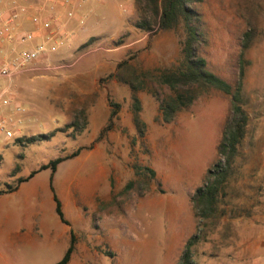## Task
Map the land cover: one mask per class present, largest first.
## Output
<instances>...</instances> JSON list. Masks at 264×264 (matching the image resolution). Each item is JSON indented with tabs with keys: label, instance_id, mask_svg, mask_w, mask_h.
Returning <instances> with one entry per match:
<instances>
[{
	"label": "rangeland",
	"instance_id": "obj_1",
	"mask_svg": "<svg viewBox=\"0 0 264 264\" xmlns=\"http://www.w3.org/2000/svg\"><path fill=\"white\" fill-rule=\"evenodd\" d=\"M15 1L4 4L9 10ZM83 7L81 13L74 12L82 32L76 39L62 32L65 15L51 19L53 30L46 34H58L49 43L56 47L49 56L55 69L0 76V93L6 91L9 100L8 106L0 105V122H11L14 133L7 139L0 131V264L4 258L7 264H57L63 259L65 253L52 240L21 247L4 232L8 219L25 226L27 214L30 225L54 228L62 223L55 193L67 219L77 220L78 254L69 264H181L193 238L194 264H264V0H205L197 6L207 40L201 53L208 68L233 87L239 79L244 34L254 33L252 46L244 52L247 135L219 206L224 214L204 220L195 216L191 198L220 160L217 147L231 97L209 89L164 123L159 103L148 90L133 93L116 74L125 60L129 66L120 72L124 78L131 71L141 77L175 67L181 60L183 30L138 29L136 0H84ZM22 49L15 37L0 39V69ZM143 80L161 98L169 94L155 80ZM134 94L141 107L139 126L134 121ZM111 104L119 105L118 110ZM17 106L24 109L22 114L15 112ZM113 109L118 116L111 122ZM81 113L89 122L82 133L69 127L82 119ZM78 149L79 157L58 166L53 191L52 170L40 168ZM94 150L101 151L97 161L87 156ZM34 172L38 175L21 183ZM95 175H106L98 183L100 207L87 205L77 190V176L80 184H87L82 187L89 188ZM99 220L101 227L92 229L90 224L78 232L83 222ZM87 246L100 249L101 255L89 257ZM19 253L21 258L16 257Z\"/></svg>",
	"mask_w": 264,
	"mask_h": 264
},
{
	"label": "trees",
	"instance_id": "obj_2",
	"mask_svg": "<svg viewBox=\"0 0 264 264\" xmlns=\"http://www.w3.org/2000/svg\"><path fill=\"white\" fill-rule=\"evenodd\" d=\"M205 0H136V9L139 14V22L136 27L143 31H177L183 30L184 38L180 41L181 60L178 65L173 68L159 69L154 73L148 72L141 74L142 78H150L155 80L161 86L169 89V94L161 98L159 94L146 87V83L139 81L141 77L136 75L135 71H131V75L124 78L120 73L124 68H128L129 61H122L119 65V73L116 78L127 84L133 93L148 90V92L159 103V111L161 119L164 123L172 122L178 113L191 107L204 93L209 89H216L227 96L231 97L230 115L225 123L222 139L218 144L217 153L220 160L209 171L205 183L196 190L191 198L195 216L200 219H208L220 213L223 215L225 211L219 209L222 198L226 194L229 179L234 169V162L239 154L249 124V116L244 108L243 87L246 75V66L248 61L244 57V52L250 48L254 42V33L252 30L244 34L242 48L243 53L239 60V79L236 87L229 82L213 73L208 68L206 58L202 55L201 50L206 45L207 40L202 30L203 17L197 10V6L204 3ZM139 81V82H138ZM135 96L133 105L134 121L139 126L141 120L139 113L141 107L139 99ZM111 107L119 108V105L111 104ZM111 111V122L118 116V111ZM82 119H77L69 125L70 128H77L78 132H84L89 122L86 114L81 113ZM109 125L107 129H110ZM144 134V133H143ZM142 134V135H143ZM82 149H78L72 155L65 158H58L44 165L39 171L46 169L52 170L51 188L54 174L58 170V166L66 160L79 156ZM224 158V163L221 159ZM154 175V171H151ZM38 172L31 174L30 178L21 180V183L33 178ZM16 190V189H15ZM14 191V190H13ZM55 193V192H54ZM56 203V212L62 222L69 224L64 217L62 203L56 193L54 194ZM196 240L193 238L188 241L186 250L181 258V264H194L192 261L191 246ZM74 251V239L72 245L64 258L57 264H69Z\"/></svg>",
	"mask_w": 264,
	"mask_h": 264
},
{
	"label": "crops",
	"instance_id": "obj_3",
	"mask_svg": "<svg viewBox=\"0 0 264 264\" xmlns=\"http://www.w3.org/2000/svg\"><path fill=\"white\" fill-rule=\"evenodd\" d=\"M15 2H17V5L13 6V8L8 10L7 5L4 4L5 0H0V3H2V6H0V8L3 10V12H0V15H1L0 28L3 25H5L4 23H5L6 18H8L12 14H17L18 18L15 23L16 30L21 31V32L30 31V32H34L36 35V39L33 43H30L28 45L21 44V47L23 48L33 47L37 43L44 41L43 40L44 37L48 38L46 31L41 29L38 25H35L32 22L33 16H39L42 20L45 21V20H49L53 18H56L55 20H57L59 16H60L59 18H62V16L65 15L67 17V24H66L64 31L62 32L66 33L67 31L66 34L68 36L70 35L73 39H76V36L82 33L80 31V28L78 27V23L74 21L77 18L74 12L76 9H78V12L81 13L82 9L84 8L83 3L80 5H78V3H75L73 5L65 6L62 0H16ZM52 30H53V26H52ZM51 35L52 37H51L50 43H52V40H54L58 36V34L57 35L51 34ZM94 36H98V35H94ZM10 38L5 37L4 39H10ZM82 154L84 155L85 153H82ZM87 156H90L91 159L93 158L94 161H97L99 157H101V151L94 150L92 153L87 154ZM35 175H38V174H35ZM55 175L56 174H54V177ZM103 177H106V175H95L94 182L89 181V188H84L82 187V185H87V184L85 183L80 184L81 178L80 176H77V179H76L77 185L78 186L81 185V188L78 187L77 190L81 193L83 197V200L82 199L81 200L84 202H88L86 203L87 205L89 206L92 205L94 207H100V205L98 204L99 196H100V192L98 191V183ZM70 188L72 189L71 186ZM64 193L67 196L66 198L69 200V195L71 196L72 193L68 191V188L64 191ZM62 210L64 213V210H65L64 204L62 205ZM78 212H79L78 217L82 218L81 212L80 211ZM30 216H31L30 214L26 215L25 221L23 222V225L25 226H22L20 224H11L9 219L4 224V232L7 231V235L11 241H14L15 243H20L21 247L25 246V247L35 248L39 242H49L52 240L54 245L56 246V249H58L59 252L61 253H65L66 255L74 239V251L72 254V258L75 256L76 242H77V237L75 233L77 231L76 230L77 220L76 222H71L70 220L67 219L64 213V217L68 221L69 224L62 222V223H58V225L52 228L50 225H45V224H41L37 226L35 224L30 225L29 223L26 222L30 218ZM101 223L102 222L100 220L95 223H92V222L89 223L88 221H85L83 222L84 226H81V225L78 226L79 227L78 232L79 233L83 232L84 230L88 228L90 224L91 225L89 227L92 229L96 227H101ZM15 226H18L17 229L10 233L12 228ZM69 244H70V247H69ZM262 248L264 249V247ZM84 250H85V254L89 255V257H96L97 255H101L102 253V251L100 249H97L96 247L87 246L85 247ZM19 256L20 258L22 257L20 253L19 255H16L17 258H19ZM262 260H264V257L262 258ZM7 263H9L8 259L4 258L3 264H7Z\"/></svg>",
	"mask_w": 264,
	"mask_h": 264
},
{
	"label": "built area",
	"instance_id": "obj_4",
	"mask_svg": "<svg viewBox=\"0 0 264 264\" xmlns=\"http://www.w3.org/2000/svg\"><path fill=\"white\" fill-rule=\"evenodd\" d=\"M62 2L64 5H73L75 3H78V5H80L84 3V0H62ZM17 18V14H12L8 18H6L4 23L5 25L0 28V39H4L5 37H15L17 42H19L20 44L28 45L30 43H33L36 39V35L34 32L26 31L15 33V23ZM32 22L45 31L52 30L51 19L44 21L39 16H33ZM50 41L51 38L48 37L46 41L39 42L33 47L22 49L17 55H15L1 67L0 76L13 77L26 71H47L50 69H55V67L52 66V63L49 60V56L56 50V47L49 45ZM6 93V91L0 93V105H9V100L6 96ZM15 112L19 115L24 112V109H22L20 106H17L15 107ZM11 125V122L8 121L0 122V131L5 133L7 139H11L14 136ZM221 161L224 163L225 159L222 158Z\"/></svg>",
	"mask_w": 264,
	"mask_h": 264
}]
</instances>
